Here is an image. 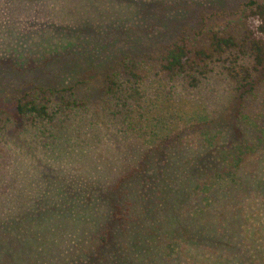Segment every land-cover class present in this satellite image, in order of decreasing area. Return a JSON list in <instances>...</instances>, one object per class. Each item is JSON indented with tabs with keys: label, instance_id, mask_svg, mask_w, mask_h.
Masks as SVG:
<instances>
[{
	"label": "trees",
	"instance_id": "obj_1",
	"mask_svg": "<svg viewBox=\"0 0 264 264\" xmlns=\"http://www.w3.org/2000/svg\"><path fill=\"white\" fill-rule=\"evenodd\" d=\"M244 7L236 32L211 31L199 43L179 37L158 52L127 55L102 70L85 67L71 85L11 91L12 102L0 107L1 140L14 150L27 143L25 134L38 136L32 153L58 150V159L69 152L62 143L71 136L74 111L92 114L94 132L107 117H123L133 128L117 129L118 135L132 140L134 127L145 120L144 97L154 79L186 91L216 74L229 96L215 104L209 121L183 118L163 139L125 151L130 163L114 179L90 184L88 206L100 212L95 219L70 229L54 226L51 216L64 219L63 200L45 213L44 225L37 221L39 199L29 201L33 214L1 210L0 264H264V133L250 118L251 100L264 87V2L248 0ZM82 85H92L90 99L76 96ZM53 144L60 147L51 149ZM216 174L242 181L224 197L209 191L202 217L182 220L176 199L184 179L210 190ZM6 198L4 192L2 207Z\"/></svg>",
	"mask_w": 264,
	"mask_h": 264
},
{
	"label": "rangeland",
	"instance_id": "obj_2",
	"mask_svg": "<svg viewBox=\"0 0 264 264\" xmlns=\"http://www.w3.org/2000/svg\"><path fill=\"white\" fill-rule=\"evenodd\" d=\"M246 1L0 0V107L6 108L12 102V90L71 85L78 71L85 67L102 70L127 55L158 52L179 37L199 43L211 31L236 32ZM222 81L212 74L204 84L184 91L152 80L151 90L144 97L145 120L128 135L134 143L118 135L117 129L133 128L124 123L123 117H107L105 124H99L100 129L94 132V126L89 125L92 114L84 116L80 111H74L71 136L62 143L63 147H69L66 157L63 154L58 159V150L32 153L33 140L40 141L38 136L23 134L27 143L14 150L11 143L5 144L0 137V197L6 192L10 201L3 207L1 202L0 211L33 214L36 210L29 201L39 199L37 221L44 225L50 216L45 213H54L63 200L65 209L59 211L65 213L64 219L51 216L54 226L70 229L81 221L95 219L100 212L88 206L93 202L87 199L90 184L100 186L114 179L130 163L125 151L131 147L139 151L142 144L151 145L163 139L183 118L186 122L209 121L215 104L219 106L229 96L228 84ZM91 87L78 86L76 96L90 99ZM262 97L264 87L257 100H251L250 118L254 128L264 133ZM190 116L192 119L187 121ZM225 140L226 136L221 143ZM58 146L53 144L51 149ZM39 180L45 181L41 184ZM241 181L233 174H216L207 190L196 185L193 178H185L179 189L181 197L176 199L181 203L182 220L198 221L202 209L210 204L209 191L217 189L219 197H224ZM33 184H40L47 191L32 189ZM5 186L15 187V192Z\"/></svg>",
	"mask_w": 264,
	"mask_h": 264
}]
</instances>
